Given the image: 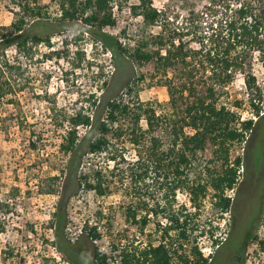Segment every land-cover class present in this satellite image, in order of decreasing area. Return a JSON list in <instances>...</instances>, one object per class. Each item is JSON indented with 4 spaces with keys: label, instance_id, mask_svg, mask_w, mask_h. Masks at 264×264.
<instances>
[{
    "label": "trees",
    "instance_id": "1",
    "mask_svg": "<svg viewBox=\"0 0 264 264\" xmlns=\"http://www.w3.org/2000/svg\"><path fill=\"white\" fill-rule=\"evenodd\" d=\"M10 1L19 12L10 25L0 26V104L16 93L20 58L33 59L41 45L52 47L53 28L81 29L90 36L92 47L100 46L111 54L115 69L121 72L127 63L135 69L131 81L118 92L102 71L98 78H104L103 93H91L85 101L88 105L78 107L60 124L69 122L72 126L60 146L69 156V175L60 194L55 185L60 177L49 178L52 184L47 193L60 195L51 221V245L69 264H212L213 257H205L201 243L209 234L213 246L221 247L224 237L215 236L219 229L212 227V218L232 216L235 204L229 192L236 190L240 179L241 164L238 160L230 164V149L236 141L243 144L256 130L253 118L240 122L241 114L224 101L237 74L244 75L252 114L261 117L264 113L260 106L264 92L254 72L256 61L264 66V0H206L202 9L190 11L178 26L173 24L170 8L157 9L153 0H139L132 10L143 18L147 33L144 31L133 44L106 31L117 24L115 6L121 8L130 0H53L61 12L55 19L41 5L42 0ZM30 21L39 22L47 33L30 30ZM155 27L160 31H148ZM11 49L13 58L9 56ZM75 57L72 68L80 69L86 54L77 50ZM152 63L153 73H143L142 69ZM156 83L167 88L166 105L139 99L144 87ZM242 104L236 101L231 106L242 108ZM81 127L86 129L84 135L78 132ZM127 144L137 152L134 161L126 156ZM208 149L213 150V157L198 164ZM91 154H105L113 167L83 170L81 165ZM60 173L64 174L63 170ZM127 179L129 195L141 197L138 208L129 205L127 219L136 221L139 212L145 211L144 229L151 212L158 239L140 251L118 255L114 246L111 255L95 249L90 259L74 258L75 244L67 233L70 200L82 189L106 196L110 183L117 180L124 184ZM146 182H150V190ZM180 194L189 197L190 207L178 203ZM142 197L162 199L149 209ZM208 201L215 215L201 220ZM85 231L92 242L102 238L97 227ZM253 239L254 234H248L245 243ZM233 241L230 239L232 245ZM260 245L264 250V239ZM244 247L233 246L237 264H245Z\"/></svg>",
    "mask_w": 264,
    "mask_h": 264
},
{
    "label": "rangeland",
    "instance_id": "2",
    "mask_svg": "<svg viewBox=\"0 0 264 264\" xmlns=\"http://www.w3.org/2000/svg\"><path fill=\"white\" fill-rule=\"evenodd\" d=\"M206 2V0H153L157 9L170 8L175 19L174 26L182 25L190 11L202 9ZM138 3L139 0H130L121 8L115 6L117 24L106 31L131 44L144 31L146 34L143 18L136 17L132 10ZM41 5L47 7L53 19L60 17L58 3L53 0H42ZM18 12V8L10 0H0V26L10 25L15 19V13ZM27 27L35 32L47 33L39 22L30 21ZM68 29L59 31L58 28H53L55 33L52 34L51 48L41 45L33 59L20 58L22 68L15 76L18 80V84H15L16 93L4 98L0 104V264H69L65 256L51 245L54 239L51 221L60 195L47 193L49 185L52 184L50 177L55 175L60 177L55 183L60 194L69 175V156L60 151V146L64 137L72 130V126L69 122H64L62 126L60 124L63 118H70L78 107L88 105L85 101L91 93L98 95L103 93L100 88L104 78H98L102 71L109 80H112L116 92L122 91L123 86L131 81L135 72L128 63L127 68L121 72L115 69L111 63V54L103 51L100 46L92 47L91 38L87 33H83L81 29L77 32L72 31L71 26ZM124 31L126 35H123ZM148 31L156 33L160 31V27ZM77 50L85 52L86 60L82 62L80 69H73ZM9 56L15 57L14 49L9 51ZM153 70V63L142 69L143 73L148 75L152 74ZM254 72L259 87L264 92V66L259 61H256ZM227 91L229 98L228 100L225 98L224 101L241 114L240 122L253 118L256 121L254 131L256 142L264 141V113L261 117L252 114L247 102L244 75L237 74ZM139 99L144 103L166 105L169 94L165 86L156 83L151 88L144 87L139 93ZM236 101L243 103L242 108L231 106ZM260 106L264 109V98ZM141 124L146 129L144 120ZM78 132L84 135L86 129L78 128ZM34 144L37 146L36 149L33 148ZM242 147L243 145L237 142L233 144L229 154L230 164L235 163V158L242 151ZM127 149L128 159L136 160L137 152L133 146L127 144ZM212 157L213 150L208 149L198 164H204ZM106 165L113 167L114 163L109 161L105 154H91L85 157L81 166L83 170L88 171ZM62 170L64 174L60 173ZM241 179L242 173L236 190L229 192L236 200L232 216H227L226 220H219L209 201L208 207L202 212L201 220L215 215L212 218V227L219 229L215 231V236L224 237L221 247L213 246L209 234L203 238L201 247L205 257H213L212 264H237L233 246L244 244L245 264H264V250L260 245V241L264 239V201L259 202V197L253 195L252 180L240 186ZM116 181L110 183L111 190L106 196H99L95 190L82 189L70 200L67 233L71 242L75 244L72 252L74 258L90 259L95 249L111 255L114 246L118 255L122 251H140L151 240L158 239L154 233V216L151 212L147 215L150 222L144 229L141 226L146 212L140 208L139 211L142 212H139L136 221L127 219L129 205L138 208L141 197L129 195L131 189L128 179L124 184ZM146 183L149 184L150 190V182ZM251 197L255 201L252 204L253 208L250 206ZM161 199L162 197H142L141 201H146L151 209L155 202ZM188 200L186 194H180L178 197L179 204H187L190 207ZM254 209L255 222L250 229L249 217L252 216ZM92 227H97L102 234V238L97 242L88 240L85 234V230L89 231ZM251 233L254 234V239L245 243L248 234ZM230 239L234 240L232 242L234 245L230 243ZM80 251L84 254L81 255Z\"/></svg>",
    "mask_w": 264,
    "mask_h": 264
},
{
    "label": "flooded vegetation",
    "instance_id": "3",
    "mask_svg": "<svg viewBox=\"0 0 264 264\" xmlns=\"http://www.w3.org/2000/svg\"><path fill=\"white\" fill-rule=\"evenodd\" d=\"M254 136V137H253ZM256 134L253 133L252 136H249L248 139L240 145H243L242 151L235 158L236 161H240V172L242 173V179L240 186L249 180L253 181V195L259 197V202L264 201V141L260 140L258 143L256 142ZM233 163L232 165H234ZM242 169V170H241ZM241 188H238L240 190ZM257 199V198H256ZM255 199V200H256ZM234 199V204H235ZM252 208L254 207L252 204L255 202L254 199L250 198ZM249 206V210H250ZM234 209V208H233ZM256 214V210H253L252 216L249 217L250 225L249 228L252 229L254 226V216Z\"/></svg>",
    "mask_w": 264,
    "mask_h": 264
}]
</instances>
